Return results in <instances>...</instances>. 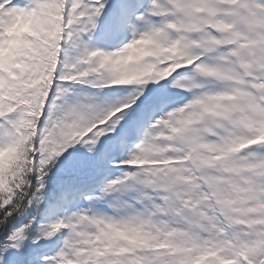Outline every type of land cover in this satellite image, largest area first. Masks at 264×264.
I'll list each match as a JSON object with an SVG mask.
<instances>
[{
    "label": "snow or ice",
    "instance_id": "obj_1",
    "mask_svg": "<svg viewBox=\"0 0 264 264\" xmlns=\"http://www.w3.org/2000/svg\"><path fill=\"white\" fill-rule=\"evenodd\" d=\"M0 264H264V0H0Z\"/></svg>",
    "mask_w": 264,
    "mask_h": 264
}]
</instances>
